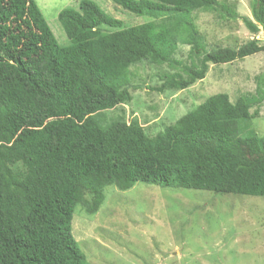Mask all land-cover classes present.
I'll return each instance as SVG.
<instances>
[{
    "label": "trees",
    "instance_id": "obj_1",
    "mask_svg": "<svg viewBox=\"0 0 264 264\" xmlns=\"http://www.w3.org/2000/svg\"><path fill=\"white\" fill-rule=\"evenodd\" d=\"M112 1L158 20L124 26L95 1L79 0L58 12L69 40L61 46L35 0H0V264H88L71 221L85 193L87 212H96L107 185L264 196V135L250 125L259 97L212 94L154 136L137 121L99 117L131 100L138 62L182 69L152 89H185L208 63L244 58L264 43L207 50L189 15L222 7L217 0ZM252 1L264 32V0ZM178 44L190 46L188 64L174 57ZM254 136L258 154L232 158Z\"/></svg>",
    "mask_w": 264,
    "mask_h": 264
},
{
    "label": "rangeland",
    "instance_id": "obj_2",
    "mask_svg": "<svg viewBox=\"0 0 264 264\" xmlns=\"http://www.w3.org/2000/svg\"><path fill=\"white\" fill-rule=\"evenodd\" d=\"M35 1L58 44L68 45L57 16L65 7L77 8L79 0ZM93 1L109 15L122 20L124 26L156 20L128 12L112 0ZM217 1L224 7L198 9L189 15L207 50L236 49L250 40L259 45L264 43V32L251 13L252 0ZM189 49L188 44H178L174 57L188 64ZM176 72L184 74L181 68L166 63L141 61L132 65L131 100L103 110L99 115L102 123L115 119L137 121L148 136H154L208 96L226 93L232 102L240 96L260 98L250 108L254 113L250 125L256 136L264 135V50L229 63H208L204 78L185 89L162 92L152 89L162 84L165 75ZM258 152L254 136L246 138L229 154L235 160L246 161ZM103 193V202L94 213L87 212L91 195L85 193V204L77 205L71 221V232L88 264H264V249L248 256L219 249L216 244L219 230L216 238L212 237V231L208 236L197 220L264 219V196L222 194L143 182H136L127 190L107 185ZM226 227L229 231L232 228L230 223ZM224 237L228 238L227 234L220 239Z\"/></svg>",
    "mask_w": 264,
    "mask_h": 264
},
{
    "label": "crops",
    "instance_id": "obj_3",
    "mask_svg": "<svg viewBox=\"0 0 264 264\" xmlns=\"http://www.w3.org/2000/svg\"><path fill=\"white\" fill-rule=\"evenodd\" d=\"M198 225L208 235L212 231V237L216 238L217 230L218 238H216L219 249H226L231 252H236L237 255L248 256L259 253L264 249V219H197ZM227 220H230L227 222ZM227 223H230L232 228L229 231ZM211 225H217L210 227ZM257 225H262L256 227ZM254 226V227H251ZM213 229V230H212ZM230 232V233H227ZM224 233L228 238L220 239ZM220 235V236H219ZM221 240V241H218ZM215 241V242H216ZM214 242V243H215ZM214 244V246H217Z\"/></svg>",
    "mask_w": 264,
    "mask_h": 264
}]
</instances>
